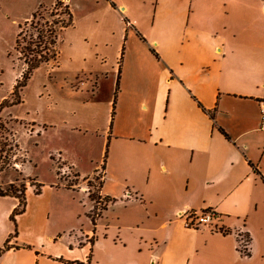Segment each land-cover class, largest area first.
I'll return each instance as SVG.
<instances>
[{"label":"crops","instance_id":"crops-1","mask_svg":"<svg viewBox=\"0 0 264 264\" xmlns=\"http://www.w3.org/2000/svg\"><path fill=\"white\" fill-rule=\"evenodd\" d=\"M55 1H39L12 17L14 39L2 50L11 55L18 26ZM62 1L72 24L59 32L55 68L72 64L81 84L92 72L110 73L115 99L102 107L100 77L81 94L54 90L42 77L34 96L47 118L36 119L34 111L12 118L25 121L29 137L41 141L52 132L60 141L43 153L59 182L51 187L88 196L87 182L97 176L103 203L91 200L93 211L109 203L91 227L37 235L51 213L33 198L29 183L22 213L27 221L23 226L17 220L16 236L5 232L0 245L10 235L9 249L0 253V264H99L103 252L119 245L116 240L121 252H147L151 264H264V1ZM80 23L82 31L74 34ZM34 72L11 106L24 103ZM70 72L64 71L65 80L73 78ZM19 79L15 74L9 96ZM73 135L95 139L101 159L93 164L90 158L89 167L75 164L74 148L62 147ZM53 154L78 183L60 177ZM28 180L38 184L37 177ZM5 198L6 218L17 200ZM207 209L216 214L209 226L184 227L183 212ZM238 235L247 237L248 255L238 252Z\"/></svg>","mask_w":264,"mask_h":264},{"label":"rangeland","instance_id":"rangeland-1","mask_svg":"<svg viewBox=\"0 0 264 264\" xmlns=\"http://www.w3.org/2000/svg\"><path fill=\"white\" fill-rule=\"evenodd\" d=\"M39 1H42L45 5H48L51 2V0H0V14L4 15L3 19L0 15V103L4 99H6L4 106L0 109V119L5 126V130L0 131V143L5 142L6 144H8L4 148L0 144V188L3 190L7 189L6 184L17 179L14 186L17 190H19L21 189V184H24L25 186L29 185V177H37V182L41 185L40 190L43 191H41V194L34 195L33 191L35 190V187L32 186L31 195L34 199L41 200V202L46 205V210L50 211L51 213V218L46 220V224L44 225V227L37 231V235L49 234L54 229L60 227H62V229H64L65 231H71V233H73L72 229L79 230L86 225H88V227H91V225L93 224L92 219L98 218L92 215L94 212L93 202H91V199H88V196L81 191H65L61 186H59L58 189L56 188V186H50L51 182L58 184L59 182L52 172L51 163L47 161L43 153L48 148L52 147L51 143L59 145L60 141L56 140L57 136L52 132L48 133L41 141L39 138L36 139L35 134H33L31 137L27 136L29 134L28 128L30 127L25 124V121L17 122L12 117L23 120L25 119V115L28 111H34L33 113L34 115H36V119L47 118L46 112L41 111L39 101L37 102V99L34 96V91L38 89V81H40L42 77H44L47 83L51 85L54 90L58 89L59 87H63L65 90H68L69 92L75 94H81L82 92L79 91L83 89L84 85H94V83L96 82L94 78L100 77L102 79L97 82V86L99 88L98 99L102 103V107H106L105 103L108 101L110 96L112 97V99H115L116 92L113 91L111 93L110 88L112 83V75L110 73H105L104 75L100 76V73L98 72L97 76L95 72L91 73V71H88L87 75L91 73L88 76V80L81 84V74L80 78H78L77 73L79 74L80 72L74 70L72 64L64 63L62 70H58V68H55V63L50 61L47 64H41L38 69L35 70L34 73L37 72V77L33 85L30 87V89L27 88L23 91L24 103L18 106H10V102H13L15 100L14 96H9L11 81L14 79L15 74H21L22 70L26 68L24 62L31 57L30 55H27L28 53H26V50L23 49L26 47L24 42L27 43V40H29L30 36L35 37L36 32L29 26L27 27V25L24 26L22 24L23 28L20 41L23 39L24 42H21L19 45L20 52L14 51L13 48L10 47L8 51L11 53V55H9L8 52H5L6 50H2L5 49L8 44L11 43L14 39L13 28L10 27L9 20L12 17L17 18L28 13L32 8L36 6ZM50 12L51 8L44 9V11H42L44 21L50 22L58 20L55 12L52 13V16L50 15ZM44 21L40 20V22ZM82 27V23H80L77 30L73 31L74 34L80 33L82 31ZM19 30L20 29H18V31ZM62 34L63 32L60 35V40ZM21 51L24 54L21 53ZM67 68L71 70L70 74H73L74 76L72 79L65 80L63 77L67 75L66 73H64ZM57 71L62 77L59 76ZM11 133L16 134L17 143L21 145L23 149L25 148L28 150V153L25 152L26 156L24 155V151H18V149L12 150V147L10 145L14 144L15 141H9V134ZM5 137L6 140L4 139ZM35 139L37 142H40V146L34 145L33 142ZM70 140L72 141H64L65 143L63 142L64 144L62 147H64V149H67L68 147L74 148L71 160L74 161L75 164H77L79 167H89L90 158L93 159V164L95 162L97 163L100 158V148L95 139H92L90 136L84 137L83 135H75L74 137L71 136ZM87 151H89V155ZM88 156L90 157L88 158ZM28 157H30L33 162H28ZM52 159L55 163L56 171L59 172L61 178L66 177L67 181L78 183L79 180L74 177L72 172L68 174L67 172L63 173L61 171L56 154H53ZM22 163H24V167L23 169H20L19 165H21ZM15 165H18V167H15ZM100 174L101 172L99 173V175ZM96 178L97 176L94 180L88 181L87 186L91 187L90 189L92 191V194H94L96 200L99 201L97 193L98 182ZM5 197H0V240L3 238L5 232L8 229H12L10 235H13L15 231L16 234L18 233L17 220H19V222H21L23 226L27 221L26 216L23 214L16 216L14 218V222L10 220L9 217L5 218V210L7 207L6 200H8V198ZM13 200L15 201V198ZM108 203L109 202L104 203L103 206H105L106 204L108 206ZM101 206L102 205H98V212L100 211ZM100 212L103 213L104 211L101 210ZM10 235L7 237V239L10 237ZM115 243L119 245L114 246L110 250H106L101 256H99V264L152 263L151 256L148 257L147 252H145L143 255L137 253L127 254L125 252H121L122 246L120 244H122V242L116 240ZM1 245L3 246V244Z\"/></svg>","mask_w":264,"mask_h":264},{"label":"trees","instance_id":"trees-1","mask_svg":"<svg viewBox=\"0 0 264 264\" xmlns=\"http://www.w3.org/2000/svg\"><path fill=\"white\" fill-rule=\"evenodd\" d=\"M42 11H44V8L42 7L38 8V10H36L31 15L30 19L23 23L24 26L27 25V27L29 26L31 29H34L36 32L35 37L30 36L29 40H27V43L24 42L23 39L20 41L23 27H22V24L18 26V29L20 30L18 31L16 35L13 50L20 52L19 45L21 42H24L26 47L23 49L26 50V53H28L27 55H30L31 57L28 58V60L26 59L27 61L24 62V65L26 68L22 70L20 74V79L14 85L11 95L14 96L15 100L13 102H10V106L16 105L20 102L19 92L20 90L24 88V86L26 85L27 81L29 80L34 70H36L41 64H46V63H49L50 61L54 63L56 62L57 60L56 44H57V37L59 35V32L72 24V19L70 17L67 6L62 2V0H56L52 7V11L50 12L51 16L53 15L52 13L55 12V15L58 17L57 18L58 20L50 21V22L44 21L43 16H42ZM40 20L44 22H40ZM21 53L23 52L21 51ZM5 102H6V99H4L0 103V109L4 106ZM4 127L5 126L3 125L0 119V131H4L5 130ZM11 134H9V141L13 142L15 140H13L14 139L13 133ZM4 139L6 140V137ZM0 144L3 148L6 145H8L5 142L4 143L1 142ZM10 146L12 147V150L18 149V145L16 144V142ZM15 181H17V179ZM28 181H30L31 186L35 187L34 194H39L41 185L39 183L38 184L32 183L31 180H28ZM20 187L21 189L17 190L15 186L11 184L5 190L0 188V197L10 196V197H14L17 200V206L12 210L11 214L9 215V219L12 220L13 222L15 221L14 218L16 216L22 214L25 211L26 186L24 184H21ZM88 196L97 205L98 201L94 197V194H92V191L88 192ZM102 209H103V206H101V210ZM96 211H97V206L95 207L94 212L92 214L94 215V217L99 215V212L98 211L96 212ZM94 220L95 219L93 218L92 221ZM12 236L13 237L16 236V231L13 233ZM8 242H9V238L3 244L2 248L0 249V253L9 249ZM245 255H248V252Z\"/></svg>","mask_w":264,"mask_h":264},{"label":"built area","instance_id":"built-area-1","mask_svg":"<svg viewBox=\"0 0 264 264\" xmlns=\"http://www.w3.org/2000/svg\"><path fill=\"white\" fill-rule=\"evenodd\" d=\"M64 3V1H62ZM52 11V8H51ZM58 39V37H57ZM260 127L264 129V109H262L260 114ZM17 167V165H15ZM101 175V174H100ZM88 185V184H87ZM91 187L86 186L84 189L85 192H90ZM130 194H125V198H129ZM102 201L99 199V202ZM103 203V202H102ZM215 212L211 209L203 210V211H191L187 210L181 214L183 217V225L187 229L197 230L205 226H209L212 222L213 217L215 216ZM215 231H219L221 233H226L225 231L219 229H214ZM248 239L246 236L238 235L237 236V250L240 254L245 255L248 252Z\"/></svg>","mask_w":264,"mask_h":264},{"label":"flooded vegetation","instance_id":"flooded-vegetation-1","mask_svg":"<svg viewBox=\"0 0 264 264\" xmlns=\"http://www.w3.org/2000/svg\"><path fill=\"white\" fill-rule=\"evenodd\" d=\"M15 183L16 181L14 180V182L9 183L6 188H8L11 184L15 185Z\"/></svg>","mask_w":264,"mask_h":264}]
</instances>
